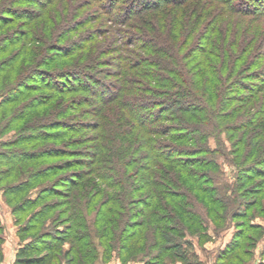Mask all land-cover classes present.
Segmentation results:
<instances>
[{
	"label": "trees",
	"instance_id": "16d2710c",
	"mask_svg": "<svg viewBox=\"0 0 264 264\" xmlns=\"http://www.w3.org/2000/svg\"><path fill=\"white\" fill-rule=\"evenodd\" d=\"M56 1H1L0 134L18 132L0 150L18 226L12 264H191L193 240L229 222L236 232L216 264H246L263 234L252 220L264 219V0H90L108 27L82 45L64 41L89 23L72 6L55 4V16ZM114 54L113 79H98ZM55 61L68 66L44 69ZM41 89L53 94L30 96ZM75 92L88 96L66 99ZM76 106L93 107L92 124L55 120ZM87 131L86 159L34 148L78 147ZM219 157L234 170L228 195ZM76 168L86 169L62 175Z\"/></svg>",
	"mask_w": 264,
	"mask_h": 264
},
{
	"label": "rangeland",
	"instance_id": "374dc122",
	"mask_svg": "<svg viewBox=\"0 0 264 264\" xmlns=\"http://www.w3.org/2000/svg\"><path fill=\"white\" fill-rule=\"evenodd\" d=\"M1 1L3 2H7V0H0V11L3 9H1L2 7H5L7 4H3L1 3ZM62 6V7H67V6H72V13L73 16L75 17H84L85 20L87 21L88 26L85 28H80L76 31V33L74 35H68L66 36V39L64 41L65 43L70 42L71 40H75V41H80L79 45H82L84 42V37H98L99 34L96 33V31H100V26H105V28H107V24L105 22V16L101 13V11L93 4H91L90 0H72V1H67V0H57L53 5L49 6V11H53V13L55 14V16H58V8L57 6ZM28 7V8H34V6L26 3V4H22L20 7ZM43 18V16H42ZM40 22V20H39ZM18 26V24H17ZM95 28V29H93ZM91 29V30H90ZM93 30V31H92ZM95 30V31H94ZM108 30V29H106ZM108 33L114 35L113 32H109ZM95 34V35H94ZM98 40L101 39L100 37L97 38ZM53 43V42H51ZM87 45V43H85ZM83 50H81V48H79L76 52H74V54H78L77 58L80 57V53H84L82 52ZM58 52H48L46 55L47 56H51V57H57ZM116 55L114 54L113 56H108L105 57L104 60H102L103 62V66H101L99 69L100 73L97 74V78L101 79L102 81H110V78L108 77V73H113L116 69L115 67V60L114 57ZM63 64H59L57 63V61H55V63H51L50 67H45L44 69L48 72H52V73H57V71H61L62 69H64L63 67H67L68 64L66 62H61ZM83 65V64H82ZM79 65V66H82ZM86 72V71H84ZM107 75V76H106ZM113 79V78H111ZM30 85H35L34 82H28ZM53 92L49 91V90H45V89H41L39 92L36 93H32L30 94V96L32 97H36V96H49L52 95ZM71 96H67L66 99L70 100V99H75L76 101L81 100V99H86V97L88 96V94L84 93V92H75L73 94H70ZM22 104V102L18 105L20 106ZM93 107L89 106H76V109L73 111H70L69 114L67 116H65L64 118H55V120H59V121H64V122H72V123H76V124H84V123H91L93 122L94 118L92 115L88 114L91 113V111L93 112ZM10 116L9 114H7V117ZM51 119V118H50ZM17 127H15L14 129L8 131L5 134H0V150H4L1 146V143L4 144L5 142H9L10 140H12L16 135H17ZM40 131V130H38ZM54 130H50V133H54ZM80 135H84L83 137H81V139L83 141H85L84 144H82L81 146H76V147H72L69 148V146H64V143L66 141H69L67 139H64L62 142H60L59 144L54 143L52 141H47V142H40L38 145H36L34 148H43V147H57V148H64L67 151L73 150V151H77L76 153H78V157H76V159H86L87 155L90 153V144L88 142H86L88 139L87 137L89 135H92L90 132H83ZM70 139V138H69ZM36 144V143H35ZM43 146V147H42ZM32 148V147H31ZM28 148V149H31ZM69 160V159H68ZM63 161H66V158L63 159H59V160H51L52 163H62ZM71 161V160H70ZM218 162L220 164V172L219 174H217V176H215V181H216V185L218 187V189L220 190L221 193H225V190H227V188L229 187V185H232L233 183V177H234V170L233 167L228 166V164H226V162H224V160L219 157L218 158ZM86 168H76V169H71L67 172H65L62 175H65L64 177L70 178L72 177V175H74V173H79L80 171H85ZM66 186V185H64ZM68 186V184H67ZM61 189H66V188H61ZM37 191L34 190L30 193L31 198L35 197ZM229 191H226L225 194H229ZM3 192L0 191V224L2 225L3 228V233H2V239H3V243H2V251L5 254V258L7 260L6 264H10V261L13 260V255L16 251V249L19 246L18 243V236H17V230H18V226L14 223V216L11 213V209L10 207L6 204L5 202V198L3 197ZM57 198H54L53 200H56ZM252 199V198H249ZM60 201H62V199H60ZM56 213V212H55ZM253 213V210L252 212ZM256 214V213H255ZM252 223H256V224H260L263 228V234L260 238H258L256 240V244L254 246V248H252L251 253H252V257L250 258V260L246 263V264H264V219L262 218V216L260 215H256L254 216ZM54 225V224H53ZM57 226H64L63 224H61V220L58 222V224H55ZM212 227V226H211ZM236 232V222H229L228 226L226 228H223L222 230H220L218 232V235H214L213 232H209V234L211 235V238L207 241H205L204 243H202L200 246L197 244L196 240H193V250H191L188 253V259L191 261V264H216V256L218 255V253H220L222 250H224L233 240V236L234 233ZM194 253V255H193ZM196 254V256H195ZM5 264V263H4ZM97 264H122L119 259L116 256H113L111 259H109L106 262L100 263L98 262ZM126 264H140L137 261L136 262H128ZM176 264H183L180 261H177Z\"/></svg>",
	"mask_w": 264,
	"mask_h": 264
},
{
	"label": "crops",
	"instance_id": "0c3cea01",
	"mask_svg": "<svg viewBox=\"0 0 264 264\" xmlns=\"http://www.w3.org/2000/svg\"><path fill=\"white\" fill-rule=\"evenodd\" d=\"M4 254V253H3ZM15 254V253H14ZM13 259H14V255H13ZM6 262H7V260H6V258H5V254H4V260H3V263L2 264H6ZM12 262H13V260L12 261H10V264H12Z\"/></svg>",
	"mask_w": 264,
	"mask_h": 264
}]
</instances>
